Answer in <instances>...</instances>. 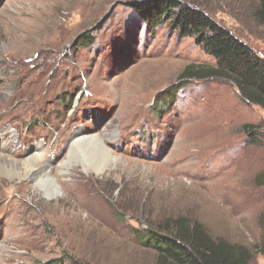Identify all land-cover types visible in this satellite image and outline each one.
I'll use <instances>...</instances> for the list:
<instances>
[{
    "label": "rangeland",
    "instance_id": "374dc122",
    "mask_svg": "<svg viewBox=\"0 0 264 264\" xmlns=\"http://www.w3.org/2000/svg\"><path fill=\"white\" fill-rule=\"evenodd\" d=\"M133 1L0 0V154L43 150L60 187L0 167V264H154L142 236L181 216L264 264V110L218 77L165 92L217 61L169 20L149 31ZM182 1L264 62L258 0ZM86 135L118 162L99 173L93 146L69 151Z\"/></svg>",
    "mask_w": 264,
    "mask_h": 264
},
{
    "label": "trees",
    "instance_id": "16d2710c",
    "mask_svg": "<svg viewBox=\"0 0 264 264\" xmlns=\"http://www.w3.org/2000/svg\"><path fill=\"white\" fill-rule=\"evenodd\" d=\"M130 5L149 31L169 20L171 29L180 37L194 35L195 42L203 45L217 61L216 67L188 64L179 74L178 84L165 92L175 90L189 79L218 77L236 87L245 102L264 110V62L227 28L182 0H134ZM255 16L264 24V0H258ZM92 43L89 31L77 39V44L82 46ZM243 127L255 134L254 126ZM258 179L264 183V172ZM165 224L164 231L146 230L142 236V244L156 252L154 264H249L252 259L251 251L244 245L213 238L200 223L187 217H175Z\"/></svg>",
    "mask_w": 264,
    "mask_h": 264
},
{
    "label": "bare ground",
    "instance_id": "6f19581e",
    "mask_svg": "<svg viewBox=\"0 0 264 264\" xmlns=\"http://www.w3.org/2000/svg\"><path fill=\"white\" fill-rule=\"evenodd\" d=\"M83 144L93 146L90 154L99 156V164L95 169L96 172H103L108 168L111 161L118 162L117 157H113L109 149L106 147L103 137L99 135H86L72 138L68 143L69 151L73 148H80ZM43 154V150H39L37 147H32L29 154L20 162L7 155L0 154V167H8L10 164V175L27 176L32 182L39 183L41 187H43L46 196H53L55 191L59 190L60 187L57 177L51 173L50 164L46 163ZM64 166L68 168L64 172H69V161L66 162Z\"/></svg>",
    "mask_w": 264,
    "mask_h": 264
}]
</instances>
